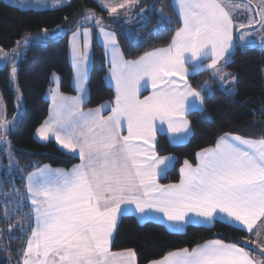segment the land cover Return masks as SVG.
<instances>
[{
	"label": "snow or ice",
	"instance_id": "obj_1",
	"mask_svg": "<svg viewBox=\"0 0 264 264\" xmlns=\"http://www.w3.org/2000/svg\"><path fill=\"white\" fill-rule=\"evenodd\" d=\"M137 3L138 0H125L115 6H101L109 14H115L118 8L131 9ZM175 3L182 26L171 42L134 61L123 59L115 33L106 31L102 21L96 19L105 53L111 52L110 79L115 81V107L107 117L101 115L106 106L88 112L81 107L91 33L87 27L77 25L71 50L74 87L82 95L54 94L55 109H50L49 119L37 129V134L42 140L54 136L64 149L73 153L78 150L81 163L70 171L45 166L27 176L25 199L31 205L27 215L34 217V226L30 225L22 264H132L136 256L132 249L110 250L118 217L123 215L135 214L139 220L147 221L158 220L162 214L174 230L189 222L212 224L219 219L248 233L264 218V138L246 139L225 133L217 139L215 147L197 153L199 162L195 167L184 162L178 184L158 183L173 158H159L154 147H144L155 139V121H166L167 130L176 134L174 139L179 141L190 131L185 113L203 108L201 92L187 83V76L212 69L213 76L222 83L237 80L218 65L221 60L228 63L233 49V19L228 9L241 5L226 4L225 0H175ZM257 15L260 20L250 19L248 26L264 23V8ZM94 18L91 10L83 14L84 22ZM142 19L147 21L146 16ZM21 43L26 47L29 39L17 41V45ZM19 55L16 49L11 53L0 49V61L12 62L10 82H15V58ZM205 60L211 62L205 65ZM186 65H191V72ZM149 83L152 95L140 99L141 87ZM125 121L128 135L122 136L120 129ZM9 131V122L0 120V142H6ZM136 140L143 144L134 143ZM12 227L9 222V231ZM17 227L23 231L19 221ZM261 249L264 255V245ZM151 264H257V261L239 243L211 240L191 250L170 252Z\"/></svg>",
	"mask_w": 264,
	"mask_h": 264
},
{
	"label": "trees",
	"instance_id": "obj_2",
	"mask_svg": "<svg viewBox=\"0 0 264 264\" xmlns=\"http://www.w3.org/2000/svg\"><path fill=\"white\" fill-rule=\"evenodd\" d=\"M158 7L164 12L163 19L159 17ZM86 10L93 11L95 18L101 19L103 26L115 33L120 53L126 61H134L146 52L166 47L181 27L171 0H156L152 14L143 23L139 22L141 16L136 15L122 20V23L115 21L116 17H111L93 0H71L61 7L46 10H22L0 0V48L8 50L27 35L63 28V32L54 38L26 46L17 64L16 82L23 98V109L14 129L8 132V139L20 171L14 173V179L8 175L10 179L2 180V192L5 194L17 189L24 198L25 179L29 173L43 166L70 168L79 162L77 157L61 151L53 141L38 142L34 133L48 117L49 101L45 93L53 83V76L58 79L57 87L61 94L75 93L68 56L69 37L78 24L83 25ZM131 23L133 30L139 33V43L130 42L125 36V27ZM83 26L92 27L91 23ZM109 66L103 49L94 43L86 81L88 97L83 109H94L115 100V93L106 82ZM222 66L223 71L237 77L231 94L226 93L209 69L188 75L190 85L201 92L203 110L187 113L191 130L187 142L171 144L165 134L157 135V155L174 157L171 168L159 178L160 183L178 182L183 162L195 164L196 153L214 146L225 133L247 139L264 138V46L236 45L228 63ZM187 67L191 69V65ZM9 76L7 67L0 68V93L10 113H14L16 93ZM206 81L209 85L203 89L201 84ZM22 204V213L10 219L4 218L0 205V264H20L23 257L31 233L32 216L27 215L31 212L29 204L25 200ZM18 221L23 231L17 227ZM9 222L13 225L11 231ZM210 240L239 243L255 256L253 234L219 220L208 227L188 225L181 232H173L157 222L139 223L131 215L121 216L118 220L111 249L114 252L132 249L136 253V264H148L170 252L183 248L191 250Z\"/></svg>",
	"mask_w": 264,
	"mask_h": 264
},
{
	"label": "rangeland",
	"instance_id": "obj_3",
	"mask_svg": "<svg viewBox=\"0 0 264 264\" xmlns=\"http://www.w3.org/2000/svg\"><path fill=\"white\" fill-rule=\"evenodd\" d=\"M2 1H4L8 4L10 3V5L15 6L17 8H20L22 10H26V9L46 10V9H55V8L61 7L63 5H66L71 0H59V3H57V0H2ZM93 1L96 2L100 6V8L105 10L108 14H109V12L101 6L102 4H109V5L115 6V5H118L120 3L125 2V0H93ZM155 2H156V0H138V3L136 4L135 7H132L131 9L118 8L117 13L109 14V15L111 17H116L115 21H120V22L122 20H125V19L129 20V19L133 18L134 15L141 16L139 22L143 23L145 20L142 19V16H146L148 18L152 14L153 5ZM225 3L231 4V5H235V4L241 5V7H239V8L229 7V9H228L232 14V19H233V29H232L233 49H232V52L235 49L236 45H241V46H244V45H261V46H263L264 45V23H253L251 26H248V22L250 19L256 20V21L260 20V16L257 15V12H259L262 8L261 1L260 0H225ZM171 5L173 6V9L176 12V15L180 21V26H182V19L180 18L178 7L176 6L175 0H171ZM244 5H250V8L245 7ZM142 8L145 9L144 13L140 12V9H142ZM161 10H162L161 7L157 8V12L159 14V17H161L163 19V17H165V15H164V12L162 11V13H163V17H162ZM95 19H92L88 22L83 23V25L87 24V23H91V26H92V27L88 28L90 30V33H91V35H90V49H89L90 62L88 64V68L91 65L93 45H94V43H96L97 45L101 46V48L103 49V54L105 56V60L110 65L109 70H111V68H110L111 67V63H110L111 52L109 51L108 54L105 53V50L103 47L104 38L100 33L99 26H97ZM160 21H161V19H160ZM241 24L245 25V27L244 28L239 27ZM132 25L133 24L131 23L125 27V36L129 39L130 42L139 43L140 42L139 33H137V31L133 30L134 28ZM102 26H103V23H102ZM104 28L108 32H113L112 30H110L106 27H104ZM62 32H63V28L58 27L52 31H47V34H45V31H43V32L38 33V34L27 35L25 37H27L29 39L28 45H30V44L45 42L46 39L54 38V37L60 35ZM72 34L69 37L68 56H69L70 64L72 66V82L74 83L75 69L73 67L72 50H71ZM244 34H247V35H244ZM242 35H244L243 40L240 39V37ZM25 37H23V38H25ZM23 38H21L19 41L22 42ZM80 39H81V44H82L83 37L81 36ZM0 49H3V48H0ZM13 49H16L20 53V55L15 58V63H16V67H17V64H18L20 58L22 57V55L25 52V46H23L22 43H21V45H17V42H16L12 48H10L8 50H6V49H3V50H4V52L11 53ZM230 56L228 57V60H229ZM210 62H211L210 60H205L204 64L206 65ZM220 64L221 63H219L218 66H221ZM4 67H7L9 70V73H10L11 67H12V62L9 61L7 64H5L2 61H0V68H4ZM209 70H210L211 75H213V70L212 69H209ZM54 78H56V77H54ZM216 78L218 79L220 85L222 87H224L226 93H228V94L233 93L232 91L229 92L228 90L229 89L234 90V87L236 85V81L235 82L229 81L226 83H222L218 77H216ZM176 79L179 80V77H177ZM263 80H264V69H263ZM106 81L108 83V79H106ZM187 83L190 84L188 79H187ZM10 85L16 93V98H15V102H14L15 111H14V113H10V111L8 110V107H7L5 101H4V99L0 93V120H6L7 122H9L10 130H13L17 119L20 117V115L22 113L23 98H22L21 93L19 91L16 79H15V82H10ZM113 85H115V84H113ZM201 85H202L203 89H206V87H208V85H209V82L208 81H206L205 83L203 82ZM72 87L75 91V93L73 95L74 96H80L81 93L78 92L74 86H72ZM57 88L55 87L53 89V91L51 92V94L54 95V94L59 93L58 92L59 89L57 91ZM84 88H85L84 93L87 94L86 80L84 82ZM112 89H113V87H112ZM203 89H201V90H203ZM113 91H114L115 97H116V91L115 90H113ZM150 91H151V95H152L153 89L151 87V84H150ZM139 93H141V91H139ZM139 93H138V95H139ZM51 94L49 92L48 96ZM18 96H19V100L17 99ZM52 98H53V96L51 97V99ZM189 99L191 100L192 98L190 97ZM202 110H203V108H202ZM190 111H192V110L189 109V111L185 113L184 118L186 120H187L186 115ZM161 123L162 122L159 120V124H161ZM162 124L164 126L163 129L167 134L168 140L170 141V139H172L173 141L174 140L176 141V139H174V136L176 134L171 133L167 130V127H168L167 122L165 121ZM34 135H35V133H34ZM5 140H6V142H0V205H1V213L4 216V218L10 219L12 217H17L18 213L21 212L22 207H23L21 205H23L22 202H24V198H22V195L17 191V189H12L10 192H7L6 194L2 192V184H3L2 180L4 178L10 179L11 177H9L8 175H12V178H13L14 173L15 172L18 173L20 171L18 168V165H17V163H16V161L12 155V152H11V144H10V141L8 139V133L5 137ZM18 193H19V195H18ZM20 198H21V202H20ZM6 212H7V216L5 215ZM32 220H33V217H32ZM259 233L260 234L254 238V247H255L254 252H255V258H256L257 264H264V255H261V250H262L261 245H264V229L262 231H260Z\"/></svg>",
	"mask_w": 264,
	"mask_h": 264
},
{
	"label": "crops",
	"instance_id": "obj_4",
	"mask_svg": "<svg viewBox=\"0 0 264 264\" xmlns=\"http://www.w3.org/2000/svg\"><path fill=\"white\" fill-rule=\"evenodd\" d=\"M261 1V5H262V8H264V0H260ZM10 4V3H9ZM220 65L222 66L224 63H225V61L224 60H221L220 61ZM187 66V65H186ZM111 68V67H110ZM89 69H90V67L88 68V66H87V77H88V72H89ZM110 71L111 70H109L108 69V71H107V74H106V79H108V83L113 87V90H115L114 88V86L115 85H113V84H115V81L114 80H111L110 79ZM189 72H191V69L189 70ZM55 76H53V78H52V81H53V83H52V85L47 89V91H46V93H45V97H46V99L49 101V114H48V117L45 119V120H47V119H49V115H50V109H52V110H54L55 109V105H54V102H53V98L51 99V97L53 96V94H51V92L53 91V89L56 87L57 88V82H58V79L57 78H54ZM87 77H86V81H87ZM107 82V81H106ZM107 83V84H108ZM142 83H143V81H142ZM108 84V85H109ZM109 85V86H110ZM72 86H74V83L72 82ZM110 86V87H111ZM57 91H58V88H57ZM140 91H141V93H139V98L140 99H142V98H144L145 96H150L151 95V91H150V83L147 85V86H145V87H141V89H140ZM50 92V94L51 95H49L48 96V93ZM59 92V91H58ZM59 95H62V96H68V97H76V96H74V95H63V94H61L60 92L58 93ZM82 95V94H81ZM87 97H88V90H87V94H85V93H83V104H82V110L84 111V112H88V111H90V110H94V109H96V108H94V109H88V110H85V109H83V105H84V103H85V101H86V99H87ZM103 106H106L103 110H102V112H101V115H103V116H105V117H107L108 115H110L111 114V108L112 107H115V100L113 101V103H111V104H109V103H105V104H102ZM102 105H100L99 107H101ZM99 107H97V108H99ZM201 111V110H200ZM106 112H108V113H106ZM44 123V122H43ZM42 123V124H43ZM41 124V125H42ZM41 125L38 127V128H40L41 127ZM155 127H156V132H155V139H154V141H152V142H150V144L149 145H144V147H146V148H153L154 147V151H155V144H156V139H157V135L158 134H165L166 136H167V134H166V132L164 131V126H163V124L161 123V124H159V119H157V121H155ZM37 128V129H38ZM37 129H36V131H35V135H34V137H35V139L38 141V142H40V143H45V142H48V141H53L56 145H57V147L61 150V151H63V152H65V153H67V154H69V155H72V156H75V157H77L78 158V160H79V162L77 163V164H75L74 166H77V165H79L80 163H81V160L79 159V155H78V150H77V152L76 153H73V152H71L69 149H64L63 147H62V145H60L57 141H56V139H55V137L54 136H51L50 135V137H49V139L48 140H42V139H40V137H39V135L37 134ZM161 129H163V130H161ZM189 129H190V126H189ZM120 134L122 135V136H127L128 135V132H127V124H126V121H125V123H124V127H122L121 129H120ZM190 134H191V130L183 137V139H181V140H179V141H173L172 139H170V141L169 142H171L172 144H182V143H185V142H187L188 141V139H189V137H190ZM238 136V135H237ZM168 138V137H167ZM243 138V137H242ZM247 139V138H246ZM134 143H137V144H143V141H141V140H136V141H134ZM212 147H215V145L214 146H212ZM200 151H198L197 153H199ZM197 153H196V155H195V164H191L193 167H195L196 165H197V163L199 162L198 161V157H197ZM155 155L157 156V157H159V158H168V157H171V158H173V160H172V163L170 164V166L168 167V170L171 168V166H172V164H173V162H174V157H172V156H158L157 155V153H156V151H155ZM185 162V161H184ZM184 162H183V164H182V166L180 167V169H179V181L178 182H175V183H169V184H178L179 182H180V180H181V168H183L184 167ZM190 164V163H189ZM74 166H72V167H70V168H52V167H49V166H47L48 168H50V169H53V170H55V169H62V170H64V171H70ZM45 166H43V167H41V168H39V169H42V168H44ZM161 167H163V165H161ZM38 170V169H37ZM37 170H35V171H37ZM167 170V171H168ZM35 171H33V172H35ZM27 178V177H26ZM158 180H159V178H158ZM158 183L159 184H161V185H169V184H162V183H160L159 181H158ZM26 195H27V192H26V179H25V192H24V200L29 204V206H30V208H31V205H30V202L27 200V199H25V197H26ZM129 215H131V216H133V217H135V219L139 222V223H144V222H147V221H152V222H157V223H160V224H163L164 226H165V228H167L169 231H173V232H181V231H183L185 228H186V226H188V225H197V226H211L212 224H196V223H191V222H189V223H187V224H185L184 226H183V228L182 229H176V230H174V229H172L171 227H170V225H169V222H167L166 221V219H164L163 217H162V214H161V218L160 219H158V220H147V221H141V220H139L138 219V217H137V215H135V214H129ZM124 216V215H123ZM121 217V216H120ZM120 217H118V220L120 219ZM31 220H32V218H31ZM217 220H219V219H217ZM220 221V220H219ZM32 226H34V217H33V220H32ZM237 228H239V227H237ZM240 229H242V228H240ZM264 229V218H262L261 220H258L257 221V223H256V225L254 226V230H253V232H252V234H253V236H254V238L257 236V233L258 232H260V231H262ZM242 230H244V229H242ZM114 231H115V229H114ZM114 231H113V236H114ZM244 231H246V230H244ZM247 232V231H246ZM113 236H112V240H113ZM112 240H111V243H112ZM211 241V240H210ZM208 242V241H207ZM111 243H110V250L112 251V252H114L112 249H111ZM206 243V242H205ZM204 244V243H203ZM123 251H126V250H123ZM123 251H119V252H123ZM167 255V254H166ZM252 255V254H251ZM253 256V255H252ZM253 257H255V256H253ZM163 258V257H162ZM161 258V259H162ZM22 259H23V257L21 258V261H20V264H22ZM132 264H136V257H135V259H134V261L132 262ZM148 264H151V262L150 263H148Z\"/></svg>",
	"mask_w": 264,
	"mask_h": 264
},
{
	"label": "water",
	"instance_id": "obj_5",
	"mask_svg": "<svg viewBox=\"0 0 264 264\" xmlns=\"http://www.w3.org/2000/svg\"><path fill=\"white\" fill-rule=\"evenodd\" d=\"M264 46V45H263Z\"/></svg>",
	"mask_w": 264,
	"mask_h": 264
}]
</instances>
